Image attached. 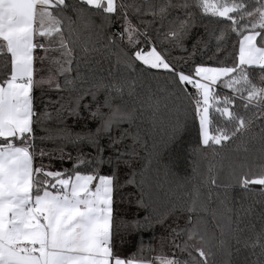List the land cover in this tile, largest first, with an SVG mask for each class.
I'll use <instances>...</instances> for the list:
<instances>
[{"label":"snow or ice","instance_id":"obj_1","mask_svg":"<svg viewBox=\"0 0 264 264\" xmlns=\"http://www.w3.org/2000/svg\"><path fill=\"white\" fill-rule=\"evenodd\" d=\"M0 264H264V0H0Z\"/></svg>","mask_w":264,"mask_h":264},{"label":"trees","instance_id":"obj_2","mask_svg":"<svg viewBox=\"0 0 264 264\" xmlns=\"http://www.w3.org/2000/svg\"><path fill=\"white\" fill-rule=\"evenodd\" d=\"M108 65L105 63V70H107ZM120 71H123L122 69ZM151 87V90L155 93L156 99L160 102L161 110H165V105L170 104L171 101L167 100L165 95L156 90V84L153 81L146 82L144 84L145 89ZM222 94L226 91L223 89H218ZM211 119V116H210ZM214 124H210L209 130L211 134V130L214 127ZM199 141V128L198 124H195L191 118H189L187 122L186 129L182 132L180 142L178 141L174 147H182L183 150L180 152L178 156H174V160L176 161V166L173 167V178L178 181L184 180H192L200 185L201 191L207 193L210 189L212 190V198L209 203V209L215 207V196L216 190L213 188L212 180H223L225 182L231 181V187L228 188V198L230 201V206L239 207L241 203L246 202L242 200V197L246 198V194L243 189L235 182V177H229L228 175V167L226 166L223 170L220 167V158L214 157L211 152H209L204 160L201 161L199 165V169L197 173H193V154L192 149L198 146ZM48 147H52L48 145ZM235 148V145H232ZM231 163L235 166L236 173H240L242 170L247 171V167L241 169L240 165H247L250 162V157H246L241 150L240 153L232 152L230 153ZM227 163V162H226ZM240 178H243L242 176ZM253 187V186H250ZM258 198V197H257ZM128 208V205H125V209ZM130 215L133 219L138 218L137 213L133 210ZM127 219V215L124 217ZM119 223V221H118ZM242 226V225H241ZM145 233L147 234H137L135 232L131 233V235L136 236V242L139 244V241L143 240L145 246L149 245L150 241H152V234L150 230L145 229ZM157 239L159 238L160 233L155 234ZM125 240L128 243V248H132V241L129 238V235H125ZM155 247V244L152 245ZM132 251H135L132 248ZM236 259L235 256L232 257Z\"/></svg>","mask_w":264,"mask_h":264},{"label":"crops","instance_id":"obj_3","mask_svg":"<svg viewBox=\"0 0 264 264\" xmlns=\"http://www.w3.org/2000/svg\"><path fill=\"white\" fill-rule=\"evenodd\" d=\"M220 2H223V0H220Z\"/></svg>","mask_w":264,"mask_h":264}]
</instances>
